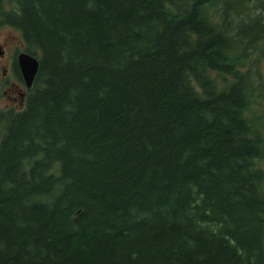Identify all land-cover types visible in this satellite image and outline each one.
Listing matches in <instances>:
<instances>
[{
    "label": "trees",
    "instance_id": "1",
    "mask_svg": "<svg viewBox=\"0 0 264 264\" xmlns=\"http://www.w3.org/2000/svg\"><path fill=\"white\" fill-rule=\"evenodd\" d=\"M0 25L40 61L0 109V264H264V0H0Z\"/></svg>",
    "mask_w": 264,
    "mask_h": 264
},
{
    "label": "rangeland",
    "instance_id": "2",
    "mask_svg": "<svg viewBox=\"0 0 264 264\" xmlns=\"http://www.w3.org/2000/svg\"><path fill=\"white\" fill-rule=\"evenodd\" d=\"M0 43L4 44L7 48V57L11 58L14 55L16 49L23 50L24 41L21 35V32L16 28L9 25H0ZM4 47V48H5ZM256 62V65H255ZM257 68V71H254V78L257 82H259V87L261 91H258L257 101L255 106L253 107V115L257 114V116H261L263 119L258 120L257 125L263 129L264 127V55L258 54L257 51H254L251 59L247 61V65L244 70L249 68ZM4 61L0 60V79L3 77V69H4ZM255 68V69H256ZM9 91L7 88L1 87L0 85V109H6L9 107L16 106L15 101L9 100L8 97ZM17 108V107H15ZM20 108V107H18ZM261 125V126H260ZM260 164L264 167V158L260 161Z\"/></svg>",
    "mask_w": 264,
    "mask_h": 264
},
{
    "label": "flooded vegetation",
    "instance_id": "3",
    "mask_svg": "<svg viewBox=\"0 0 264 264\" xmlns=\"http://www.w3.org/2000/svg\"><path fill=\"white\" fill-rule=\"evenodd\" d=\"M2 54L0 60L4 61L3 77L0 79L1 87L7 88L9 91V100L15 101L16 106L21 107L25 102V96L28 92L25 81L22 76V72L19 66L18 55L20 52L25 51L16 49L14 55L11 58L7 57V48L4 44H1ZM5 47V48H4Z\"/></svg>",
    "mask_w": 264,
    "mask_h": 264
},
{
    "label": "water",
    "instance_id": "4",
    "mask_svg": "<svg viewBox=\"0 0 264 264\" xmlns=\"http://www.w3.org/2000/svg\"><path fill=\"white\" fill-rule=\"evenodd\" d=\"M1 54L2 50L0 45V55ZM18 61L26 87L30 89L33 86L39 71L40 61L37 56L32 55L27 51H22L19 53Z\"/></svg>",
    "mask_w": 264,
    "mask_h": 264
}]
</instances>
